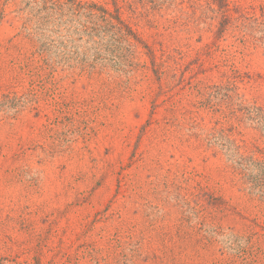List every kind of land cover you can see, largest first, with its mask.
Instances as JSON below:
<instances>
[{
	"label": "rangeland",
	"instance_id": "374dc122",
	"mask_svg": "<svg viewBox=\"0 0 264 264\" xmlns=\"http://www.w3.org/2000/svg\"><path fill=\"white\" fill-rule=\"evenodd\" d=\"M0 264H264V0H0Z\"/></svg>",
	"mask_w": 264,
	"mask_h": 264
},
{
	"label": "trees",
	"instance_id": "16d2710c",
	"mask_svg": "<svg viewBox=\"0 0 264 264\" xmlns=\"http://www.w3.org/2000/svg\"><path fill=\"white\" fill-rule=\"evenodd\" d=\"M93 8L96 9L94 6H93ZM96 11L100 12V14H109V13H107L106 10H104L102 8H97ZM89 14H92V12H90ZM118 24L122 26V22L119 21Z\"/></svg>",
	"mask_w": 264,
	"mask_h": 264
}]
</instances>
